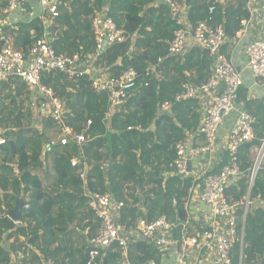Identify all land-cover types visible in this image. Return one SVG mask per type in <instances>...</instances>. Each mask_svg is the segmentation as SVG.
Segmentation results:
<instances>
[{"label":"trees","instance_id":"1","mask_svg":"<svg viewBox=\"0 0 264 264\" xmlns=\"http://www.w3.org/2000/svg\"><path fill=\"white\" fill-rule=\"evenodd\" d=\"M6 1L0 0V11ZM174 1L187 8L192 26L198 21L221 24L226 38L235 37L241 21L249 16L247 0L224 7L219 0L212 13L208 9L214 0ZM49 8L44 17L33 15L30 21L3 26L0 48L13 44L25 52L34 37H45L58 54L90 59L95 48L92 21L96 15L106 14L129 39L107 47L93 62L94 67L114 77L132 67L137 77L134 89L113 110L107 93L92 85L94 74L79 78L61 73L43 75L42 83L53 90L64 108V125L84 136L80 144L68 142L51 153L43 149L50 138L28 122L37 92L17 78L0 81V126L4 128L0 152L5 159H0V264H45L47 259L56 264H85L88 239L98 225L85 189L121 202L114 220L126 228L135 227L140 219L151 221L160 216L176 222L183 216L187 190L193 182L190 173L177 172L175 146L187 132L197 130L199 103L193 98L174 102V96L183 85L207 80L212 56L198 46L168 53L178 26L165 0H55ZM150 66L155 69L146 73ZM246 92L244 86L238 102L252 116L255 139L236 148L234 155L244 173L226 190L228 198L238 202L248 194L250 147L264 137V95L247 97ZM165 102H172L171 107L163 108ZM43 121V128L61 131L53 119ZM12 127L18 128L14 131ZM47 155H51L54 171L49 186L36 172L44 171L43 176L50 177L44 161ZM18 199L27 208L16 222L9 211ZM254 199H264V168L257 172L249 193L253 206L245 218L243 264H264V207ZM238 213L241 215L242 209ZM75 234L81 237L80 246L75 245ZM131 245V264L161 261L154 244L137 241ZM238 249L236 242L235 255ZM103 264H124L122 248L110 250Z\"/></svg>","mask_w":264,"mask_h":264},{"label":"built area","instance_id":"2","mask_svg":"<svg viewBox=\"0 0 264 264\" xmlns=\"http://www.w3.org/2000/svg\"><path fill=\"white\" fill-rule=\"evenodd\" d=\"M209 6L212 13L216 3ZM53 0H7L3 6L4 13L19 12L21 14L43 16L52 5ZM171 18L177 28L168 46L169 54L185 52L190 46H198L206 50L213 58L212 69L205 82L199 85H183L174 96V102L186 98L210 96V103L205 117L199 127L204 138V144L188 150L191 156H199L215 151L218 132L225 119L235 112L232 125L227 133L228 145L232 155L222 164L218 171L205 174L200 178L193 177V182L187 190V201L183 210L188 212L190 200L197 188L199 201L209 211L212 221L197 232L190 231L186 224L170 222L165 216L148 221L140 219L135 227H121L116 224L114 217L121 202H115L105 194L85 189L84 196L88 199V206L98 218V225L93 236L88 239L85 264H103L107 253L116 248H122L124 264H131L127 259L129 246L137 241L152 243L163 254L172 252L176 264H243L242 247L244 239L243 225L238 227L239 216H244L249 201H231L227 196V188L235 178L243 175L238 164L235 150L243 143H250L255 139V129L252 116L238 102L240 90L246 83L241 70L222 50L225 43L224 28L221 24L211 25L206 21H198L192 26L187 20L184 5L174 0H165ZM264 23V9L260 15ZM244 20L241 21V24ZM93 41L95 48L90 59H80L78 55L65 56L55 52L45 37H34V41L27 51L23 52L11 46L0 48V81L17 78L38 93L35 102L36 111L40 118H51L60 124L62 134L50 138L44 143V153H51L58 146L68 142L80 144L84 136L74 132L64 125V108L53 90L41 81L43 75L61 73L68 77L79 78L93 75L92 85L107 93L111 109L120 106L135 87L136 70L126 69L118 77L94 67V61L107 47L115 43H123L129 39L127 32L106 14H100L92 21ZM246 68L252 76L264 83V35L246 44L244 48ZM161 61V58L157 60ZM153 66L146 69V73L154 70ZM172 102L163 103L162 107L170 108ZM176 159L174 165L178 173H187V148L183 142L175 146ZM251 167L249 185H252L257 172L264 168V137L258 144L250 147ZM14 174L18 173L13 169ZM84 178V174H80ZM196 184V186H195ZM251 187V186H250ZM247 198H249L247 196ZM23 208H27L24 204ZM245 208V210H244ZM242 209L241 215L238 210ZM180 227V229H179ZM239 243L237 255L233 253L235 243ZM235 256V257H234ZM236 258V259H235ZM162 259V257H161ZM45 264H56L47 259ZM144 264H161L155 259H149Z\"/></svg>","mask_w":264,"mask_h":264},{"label":"crops","instance_id":"3","mask_svg":"<svg viewBox=\"0 0 264 264\" xmlns=\"http://www.w3.org/2000/svg\"><path fill=\"white\" fill-rule=\"evenodd\" d=\"M222 1H223L222 5L224 7L226 3L229 2L237 3L239 0H222ZM54 3L55 0H53L52 5ZM246 7L249 11L248 18L244 19V23L241 24V28L240 30L237 31L235 37L233 38L225 37V43L222 47V50L226 53L228 57L232 58L234 64L241 70L242 77L246 83L245 85L247 89L246 92L247 97H261L262 95H264V83L259 81L258 78L253 77L251 72L246 68V58H245L244 48L246 44L258 40L264 35V23H262L260 19L261 12L264 9V0H247ZM95 17H97V15ZM37 98H38V93H37V97L33 98L34 104ZM195 100H197L199 103L198 114L200 117L199 123L197 125V130L195 132H187L185 139L181 141L185 144L187 148V153H186V155L188 156L187 166L189 164V171L187 173H190L192 177H194V179L199 178L200 176L202 177L205 174L214 173L218 171L219 168L222 166L221 164L224 162V160L229 159L227 157H229L231 153V149L228 145L227 133L229 132L230 126L233 123V120L229 118H233L235 116V112H233L230 115V117L228 119H225L221 124L218 132V139H217L215 151L211 153H204L199 156H191L188 150L190 148L203 145L205 141L203 136L199 132V127L205 117L206 109L209 106L210 96L203 95L198 98H195ZM240 103L243 106V103L242 102ZM249 158L252 159L250 155V150H249ZM193 174H196V176H193ZM250 186L252 188L253 184L248 185V194L245 196L244 201L246 199L249 201V198H247V196L249 197V193L251 191ZM198 199L199 196L196 188L194 194L191 197L190 205L188 207V212L183 211V216L179 217L178 220L176 221V223L186 224V227L192 232H197L199 229H201V227L208 226L209 222L212 221L211 217L209 216V211L207 207L203 205V203ZM254 202L259 203L264 207V199L263 200L254 199ZM251 204L252 201H249V203L247 204L244 221L242 219V216H239V222L241 223L239 228H241L243 225V229H244L246 214L248 210L253 206ZM243 246H244V239H243ZM158 250L161 253L160 257H162L161 264H176L174 262V256L172 252H165L163 254V252L159 248ZM242 253H243V247H242ZM126 259L129 261L128 250H127Z\"/></svg>","mask_w":264,"mask_h":264},{"label":"rangeland","instance_id":"4","mask_svg":"<svg viewBox=\"0 0 264 264\" xmlns=\"http://www.w3.org/2000/svg\"><path fill=\"white\" fill-rule=\"evenodd\" d=\"M49 10H50V8L47 9L46 13ZM38 14L39 13H36L35 15H38ZM22 15H25V16H22ZM45 15H47V14H45ZM32 16H33V14H30V12L27 13V14H21L19 12H12V13L7 14V13H4L3 12V8H2L1 11H0V31H1V28L3 26H5V25H12L13 26V25H16L19 22L30 21V20H32L33 17H35V16H33V17ZM44 16H41V17H44ZM43 21L44 22L46 21L45 18L43 19ZM10 45H11V47L14 46L13 44H10ZM14 48H15V46H14ZM22 98H23V95L19 96V99H22ZM33 104H34V102H33ZM33 106L34 107H32L31 116H30L28 122H33L32 125H35V128L38 129V131L43 130L44 133H45V135L47 136V138H53V137L57 136L58 134L60 135V134L63 133V131L62 132L59 131V132L56 133L53 129H50V128H47V127H44L43 128L42 127L43 126L42 124H44L46 121H43V119L38 116L37 111H36V104H34ZM17 128L18 127H12L11 129H13L14 131H16ZM3 130H4V128L0 126V133ZM0 143H2V140H0ZM59 149L60 148H57L56 151H58ZM251 158H252V155H251ZM0 159L5 160V159H3V153H1V152H0ZM44 161H45V166L48 168V172L50 174V177L45 178L43 176L44 175V171L38 170L36 172L39 175V177L41 178L42 183L45 186H49L50 183H51V181H52V179H53V177H54V171H53V168H52L51 155H47L45 157V160ZM193 176H196V174H193ZM199 178L201 179V176ZM75 245L76 246H80L81 245V237H78L76 234H75ZM130 247L132 248V246L130 245L128 249H130Z\"/></svg>","mask_w":264,"mask_h":264},{"label":"water","instance_id":"5","mask_svg":"<svg viewBox=\"0 0 264 264\" xmlns=\"http://www.w3.org/2000/svg\"><path fill=\"white\" fill-rule=\"evenodd\" d=\"M188 163V162H187ZM187 171H189V164L187 167ZM251 189V187H250ZM249 189V191H250ZM23 210V200L18 199L14 205V207L9 211V215L12 219H14L15 221H18L20 218V215L22 213ZM255 264H261V261Z\"/></svg>","mask_w":264,"mask_h":264}]
</instances>
